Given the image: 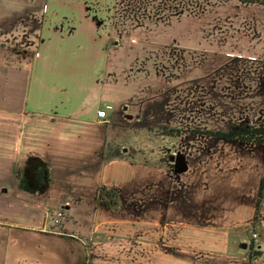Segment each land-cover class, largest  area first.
I'll return each mask as SVG.
<instances>
[{
	"label": "rangeland",
	"instance_id": "rangeland-1",
	"mask_svg": "<svg viewBox=\"0 0 264 264\" xmlns=\"http://www.w3.org/2000/svg\"><path fill=\"white\" fill-rule=\"evenodd\" d=\"M36 1L0 0V28L36 16L31 28L23 18L16 32L0 29V238L17 226L30 232L13 230L11 239H42L35 232L43 230L75 237L84 243L85 264H264V146L204 134L226 132L240 122L264 124V6L242 0ZM43 40L49 77L63 79L51 84L61 108L67 106L69 84L76 92L90 80L94 90L99 79L108 80V91L115 90L109 83L117 87V102L106 106L112 107L107 120L112 130L104 157L133 164L125 188L139 199L126 202L118 189L106 188L104 194L118 195L108 208L99 186L93 197H67L48 207L70 191L59 158L51 164L56 186L47 198L25 192L27 183L21 188L23 176L34 186L27 160L51 148V142L37 141L36 132L79 125L61 124L26 106L37 58L32 52ZM95 46L107 51L98 75ZM184 156L188 172L173 169L172 157ZM162 174L172 183L190 177L167 188L174 196L168 212L180 213V222L194 227L160 225L174 220L158 197L169 184L159 182ZM94 188L88 183L80 193L74 187L69 193L87 196ZM143 198L147 204H140ZM40 218L44 225L37 223Z\"/></svg>",
	"mask_w": 264,
	"mask_h": 264
},
{
	"label": "crops",
	"instance_id": "crops-1",
	"mask_svg": "<svg viewBox=\"0 0 264 264\" xmlns=\"http://www.w3.org/2000/svg\"><path fill=\"white\" fill-rule=\"evenodd\" d=\"M37 2L36 0H34ZM35 14H31L25 18L24 20L29 21V26L31 28L32 18H34ZM69 17V15H68ZM23 18L15 19L14 21L7 23L0 29H13L14 32L21 29V22L23 24ZM36 18V16H35ZM34 18V19H35ZM83 20L86 21L87 17L83 15ZM69 21V20H68ZM67 21V22H68ZM88 21V20H87ZM35 29L37 27V23L35 22ZM33 28V27H32ZM8 32V31H7ZM93 39V35H92ZM43 44L38 47V45H35V51L33 50L32 53H35L37 58L31 68V76L28 80V88H27V95L25 98V103L27 108L31 111H38L39 113H42L43 115L51 114L55 116L59 123H68V122H74L79 125H64V126H53L48 128L46 131H37L36 133L39 134L37 141H48L51 142L50 146H45V149L42 150L44 152H38L35 151L38 156L43 159H45L50 168L51 172V185L47 192L41 193L39 190L31 191L24 189L25 192L29 194H37L41 197L45 196L44 198H47L48 195L53 191V188L55 185V178L53 174V170L51 168V164L55 165L56 160L55 158H59L61 163L62 159V166L63 169L67 171V175L65 176V179L63 185L67 186L70 191H72V187H74L75 193L79 191L81 192L80 188L82 186L85 187L88 183H92L94 185L93 191H91V195L84 196L82 194H71L70 191H66L64 194H61V199L57 200L55 203H49L48 207L55 208L60 204L63 198L67 197H83V198H89L93 197L97 191V188L99 186L116 190L118 189L119 196L125 198L126 202L127 199L137 198L134 195H128L125 188V182L129 177L128 173V167L129 165H133L126 161H121L117 158H112L110 160L105 159V146L107 144L106 138L108 136V133L110 130H112V127L107 125L108 124V118L105 121H101L97 117V111L98 109H105L107 104H113L112 102L116 103L117 101V94L114 83H109L110 85L115 87L108 91L107 89H104V86L108 85V80L105 82L102 79H99L97 81V89L94 90L92 88V80H90V83L88 81H84L81 83V89L79 92H76L75 85L69 84V86L72 88L70 90L69 98L68 100H65V104L67 103V106L63 109L61 108V105L63 103V100L56 99L55 94L51 91V84L55 85L58 83H62L63 79H57V81L52 80L44 67V65L47 63L46 61H42L44 59L43 53L45 49H49L48 43H46V40L42 41ZM98 48L99 56L98 61L100 62L97 66V68L94 70L98 73H100V70L103 71L106 67V62L102 61V54L103 56L107 54L105 46H95ZM70 53L66 51V53L62 54V56L69 59ZM63 58V57H62ZM64 59V58H63ZM43 64H42V63ZM41 75L44 76V78L41 77ZM49 79L52 80L51 83H49ZM111 82V79H110ZM63 84V83H62ZM79 85V86H80ZM67 86V85H66ZM114 90V93L112 92ZM116 97V98H115ZM61 104V105H60ZM64 104V105H65ZM57 107L59 109L57 110ZM81 109V110H80ZM128 107H125L124 110H127ZM109 117V115H108ZM127 117V115H126ZM128 118V117H127ZM41 134V135H40ZM59 136H62L59 138ZM57 150V151H53ZM70 150H73L71 153ZM48 151H52L53 156L49 155ZM68 152V155H67ZM64 153V158H62V154ZM70 153V154H69ZM114 155V153L112 154ZM111 157H114L112 156ZM75 157L74 159H70L71 157ZM82 157V159H78ZM77 159V160H76ZM181 160L175 159L172 157V164L176 165L178 161L179 162V168L181 167V172L186 171L187 163H186V157H181ZM77 162V166L74 167V162ZM78 168H82L80 170H77ZM189 170V169H188ZM188 170L186 172H188ZM156 174V173H155ZM153 172L149 173V175H155ZM186 173H183V175ZM158 175V174H157ZM149 176V179H150ZM163 179H161L159 182L163 181L164 183L168 181V185L163 184V188H165L164 192L160 193V196L163 197V201L160 202L161 206L165 208V212L168 216L173 215V221L172 222H161V226L163 229H167L168 226H171V228L176 227L179 228L182 224L183 226L187 227H194L190 223H181L180 218L182 217L179 214H176L175 212H172L171 210L168 212V208L172 205V200L174 196H168L167 195V188H171L170 185L176 186L180 185L183 182L186 181V179L190 178L189 176L185 177L182 181H177L175 183H172L169 179L166 178V175H160ZM179 178V177H178ZM180 179V178H179ZM178 179V180H179ZM71 180V181H69ZM119 181L122 183H119ZM212 181V180H211ZM222 183L223 181L220 180ZM86 182L85 185H79L77 183ZM221 182H219L221 184ZM217 186V185H216ZM219 187V186H217ZM22 188V186H21ZM122 190V193L120 192ZM6 190V189H3ZM147 189H145V192ZM125 192V194H124ZM127 193V194H126ZM118 196V195H117ZM139 199V198H137ZM142 202L147 204V201H145V198L140 199ZM168 203V205L166 204ZM192 215V214H189ZM191 217V216H189ZM38 224L44 225L43 220L40 218L39 221H37ZM198 223V222H196ZM171 224V225H170ZM47 226V225H46ZM197 226V225H195ZM187 227H182L183 229H187ZM132 228V227H131ZM168 228V229H171ZM189 228V229H190ZM7 230V229H5ZM24 231V232H30V229L18 227L15 228H8V232L10 231ZM32 230V229H31ZM37 231L35 233H40L43 235L42 239H36V240H27L23 241L21 239H11L10 234L6 233V237L0 238V252H4L3 254H0V264H82V261L84 260L85 264V257H86V251L84 247V243L82 240L77 239L75 237L69 238V237H63L62 235L58 234H49L47 232ZM34 232V231H33ZM43 233V234H42ZM65 236V234H63ZM27 247H30L31 250ZM28 251L29 253H25Z\"/></svg>",
	"mask_w": 264,
	"mask_h": 264
},
{
	"label": "trees",
	"instance_id": "trees-1",
	"mask_svg": "<svg viewBox=\"0 0 264 264\" xmlns=\"http://www.w3.org/2000/svg\"><path fill=\"white\" fill-rule=\"evenodd\" d=\"M242 2L264 6V0H242ZM170 132H172L173 134L180 133V131L176 129H172ZM204 134L220 138L222 140L264 146V124L252 125L247 122H240L238 124H234L228 132H206ZM30 167H32L31 172L33 175L34 186L30 184L31 181L29 183L27 182V176H23L21 180V186L24 187V184L27 183V188H25L26 190H39L41 193L47 192L50 188L52 180L49 165L44 160H42V158L36 157L29 158L27 160L26 170L28 171ZM104 190H106V188L102 187L99 193V198L105 206L110 208L111 198L117 195L113 192H109L108 194H106L105 192L104 194ZM262 193L263 186L260 192L261 199Z\"/></svg>",
	"mask_w": 264,
	"mask_h": 264
},
{
	"label": "built area",
	"instance_id": "built-area-1",
	"mask_svg": "<svg viewBox=\"0 0 264 264\" xmlns=\"http://www.w3.org/2000/svg\"><path fill=\"white\" fill-rule=\"evenodd\" d=\"M112 107L108 106L105 109H101L97 111V117L101 121H105L108 118V111L111 110ZM60 217H62V214H59L56 220L53 222L54 227H58L60 225Z\"/></svg>",
	"mask_w": 264,
	"mask_h": 264
},
{
	"label": "flooded vegetation",
	"instance_id": "flooded-vegetation-1",
	"mask_svg": "<svg viewBox=\"0 0 264 264\" xmlns=\"http://www.w3.org/2000/svg\"><path fill=\"white\" fill-rule=\"evenodd\" d=\"M237 124H238V123H237ZM232 126H233V125H232ZM231 128H232V127H231ZM226 132H228V131H226ZM226 141H227V140H226ZM231 142H232V141H231ZM180 160L182 161V159H180ZM179 162H180V161H178V162L176 163V165L172 164L171 162H170V164H171L172 166H174L173 169H175V168H178V167H179V166H178V165H179ZM180 169H181V167H180Z\"/></svg>",
	"mask_w": 264,
	"mask_h": 264
},
{
	"label": "water",
	"instance_id": "water-1",
	"mask_svg": "<svg viewBox=\"0 0 264 264\" xmlns=\"http://www.w3.org/2000/svg\"><path fill=\"white\" fill-rule=\"evenodd\" d=\"M127 117H128V119H132V118H133L132 115H127ZM242 246H243V248H245V249L247 248V244H243Z\"/></svg>",
	"mask_w": 264,
	"mask_h": 264
}]
</instances>
